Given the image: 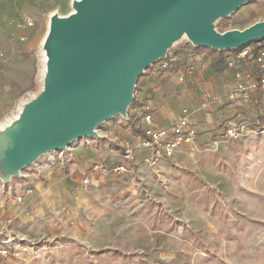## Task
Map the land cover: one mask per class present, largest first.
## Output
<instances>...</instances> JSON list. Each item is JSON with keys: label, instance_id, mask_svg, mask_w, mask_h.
I'll return each mask as SVG.
<instances>
[{"label": "rangeland", "instance_id": "obj_1", "mask_svg": "<svg viewBox=\"0 0 264 264\" xmlns=\"http://www.w3.org/2000/svg\"><path fill=\"white\" fill-rule=\"evenodd\" d=\"M73 1L0 0V96L8 103L0 115L3 124L18 119L43 92L50 18L70 15ZM255 1L216 21L215 29L242 30L264 21V10L255 14ZM186 42L181 37L168 52ZM166 61L153 65L170 69L183 62ZM213 75L206 66L204 86L218 94ZM152 86L136 84L134 99H149ZM202 86L179 97V108L163 118L166 125L182 108L200 104ZM225 101L207 107L210 114ZM205 110L194 113L191 123ZM134 114L139 117L140 110L130 106L126 119L101 123L98 137L75 140L63 152L40 156L18 176L0 179V202L14 201L27 207L23 213L36 215L27 223L33 228L25 230L30 237L21 264H264V127H244L234 140L216 136L202 147L193 139L171 158L133 164L108 157L119 147L111 141L117 126L138 142L127 122ZM99 155L104 166L113 161L127 171L93 174L83 185L81 172L89 170L85 161ZM24 185L33 193L18 203ZM14 254L9 251L4 259Z\"/></svg>", "mask_w": 264, "mask_h": 264}, {"label": "water", "instance_id": "obj_2", "mask_svg": "<svg viewBox=\"0 0 264 264\" xmlns=\"http://www.w3.org/2000/svg\"><path fill=\"white\" fill-rule=\"evenodd\" d=\"M254 0H75L50 18L43 92L0 133V179L64 150L115 116L127 118L138 78L186 36L236 50L264 39V21L218 32L215 22Z\"/></svg>", "mask_w": 264, "mask_h": 264}, {"label": "trees", "instance_id": "obj_3", "mask_svg": "<svg viewBox=\"0 0 264 264\" xmlns=\"http://www.w3.org/2000/svg\"><path fill=\"white\" fill-rule=\"evenodd\" d=\"M255 2L259 4L255 14L259 15L264 9V1L257 0ZM245 48L248 51V57L236 59L235 56L239 53V49L218 51L205 47H193L189 42L184 43L174 51L168 52L165 57L167 63L183 61L182 63L170 69L165 68L163 65L158 68L152 65L138 78L136 84L144 85L148 82L153 84L149 90L151 96L149 99H142V101L133 99L131 106L138 107L140 112L141 107L144 105L149 106L148 113L159 122L161 115L170 114L171 109L179 108L178 101L182 94L190 92L197 85H205L204 70L206 66H211L214 71L212 77L214 91L226 94L222 99V101H226L216 106L215 111L211 114L207 108V110L202 111L203 113L195 115L191 123V126L195 129L193 137L195 143L202 147L211 143L216 136L225 138L224 133H220L219 130L229 124L237 127L243 126L251 131L261 130L264 127V105H262L264 91L252 92L246 104L238 99L235 102L231 99L233 97L227 95L234 86L236 73H250L254 79H258L260 76L253 65V59L260 51H264V39L250 43ZM230 62L233 63L231 68L228 67ZM180 78L181 80H179ZM200 101H202L201 98H199ZM127 122L128 126L132 128V133L136 136L142 135L143 126L140 116L137 117L136 114L128 115ZM117 130L119 132L117 131L116 137L119 140L136 145L137 142L135 143V137L132 134L126 133L119 126H117ZM117 149L119 151L117 150L115 153L120 152V147ZM115 153H111L112 155L110 154L108 157L121 159L120 157H114ZM151 156L152 152L150 150L137 148L135 149L133 164L135 161L142 162ZM112 163L114 162L111 161L106 166H110Z\"/></svg>", "mask_w": 264, "mask_h": 264}, {"label": "built area", "instance_id": "obj_4", "mask_svg": "<svg viewBox=\"0 0 264 264\" xmlns=\"http://www.w3.org/2000/svg\"><path fill=\"white\" fill-rule=\"evenodd\" d=\"M248 57V51L245 47L239 49V53L235 56L236 59H243ZM232 62L228 63V67H232ZM253 65L257 72L260 74L258 79H254L250 73L242 74L240 72L235 74V83L232 89L229 91V95L233 98L238 99L240 102L246 104L252 92L257 90L264 91V51H260L255 55L253 59ZM181 80V78L179 79ZM202 101L195 108L184 107L179 112L178 116L172 122L169 128H156L153 123L152 116L148 113L149 106L144 105L141 107L140 120L143 126L142 135L139 136L136 145L131 144L128 141H121L118 137L112 136L111 141L118 143L120 152L114 154V157H120L126 162L134 161L135 149H148L152 152V156L148 159L157 160L159 157L171 158L179 148L188 143H193V137L195 134L194 127L191 126V118L194 113L199 110H205L207 107L218 104L222 101L223 97L221 94L212 93L209 90H202L198 92ZM264 105V100H262ZM244 127H237L233 124H229L223 127L222 132L224 137L228 139H236L239 132ZM65 150V149H64ZM63 152V150L61 151ZM60 152V154H61ZM146 160V159H145ZM59 163L64 162V158L59 156ZM89 170L87 172H81V183L83 185L91 182V175H111L119 174L127 171L123 165L111 164L110 166H104L97 160L88 162ZM33 193L32 189L27 185L23 186V189L19 196L15 199L18 203L23 202L27 197ZM9 240L7 239L5 244ZM9 256V251L6 248H0V258H6Z\"/></svg>", "mask_w": 264, "mask_h": 264}, {"label": "crops", "instance_id": "obj_5", "mask_svg": "<svg viewBox=\"0 0 264 264\" xmlns=\"http://www.w3.org/2000/svg\"><path fill=\"white\" fill-rule=\"evenodd\" d=\"M263 10L259 13V15L263 14ZM193 89H195V87ZM199 89H201L200 91L209 90L207 86H202ZM211 92L216 93L213 91ZM221 95L225 96L226 94H221ZM227 95H229V93ZM192 106H186V107L192 108ZM7 109H8V103L4 100L2 96H0V115L3 112L7 111ZM163 118H166V114L161 115V119L159 120V122L158 120L153 119V123L156 128H169L171 126V125H166L163 121L164 120ZM9 125H6L5 123L3 124L0 118V133L4 131ZM98 157H102V155L95 156L91 160L87 159L85 163L88 164V162L92 161L93 159L102 163L101 161H99L100 159H98ZM25 200H30V199L26 198ZM25 208L27 207L22 208L19 204L15 203L14 201H9L5 203L0 202V248H6L8 249V251H11V253L13 254L15 253L14 256L10 255V257L7 259L0 258V264H21V258H19V256H22V254H28V251H26V248L28 246L26 240H28L27 238L30 236L26 234L25 230L33 228L32 226H27V223H29L30 220L32 221L33 217L36 215L33 214L29 215L28 213L27 214L23 213L22 210H24ZM26 236L28 237L26 238ZM7 239L13 240V242L10 243L11 244L10 247L8 244H5Z\"/></svg>", "mask_w": 264, "mask_h": 264}, {"label": "bare ground", "instance_id": "obj_6", "mask_svg": "<svg viewBox=\"0 0 264 264\" xmlns=\"http://www.w3.org/2000/svg\"><path fill=\"white\" fill-rule=\"evenodd\" d=\"M97 134H99V131H98V129H97ZM75 141V140H74ZM72 143V142H71ZM69 145H71V144H69ZM69 145L67 146V147H69ZM67 147H66V149H67Z\"/></svg>", "mask_w": 264, "mask_h": 264}]
</instances>
